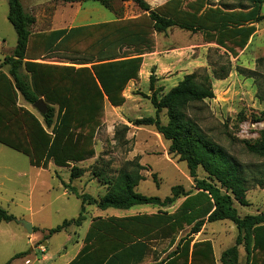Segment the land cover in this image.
<instances>
[{
    "label": "trees",
    "instance_id": "16d2710c",
    "mask_svg": "<svg viewBox=\"0 0 264 264\" xmlns=\"http://www.w3.org/2000/svg\"><path fill=\"white\" fill-rule=\"evenodd\" d=\"M55 1L67 4L94 1L113 11L112 0ZM121 1H132L143 13L133 19L85 27L88 28L85 34L81 33L85 28L33 34L31 27L36 18L25 11L21 0H8L7 18L17 33V45L0 65V144L28 156L32 166L46 168L53 162L59 167H68L95 157V135L104 122L105 103L109 101L114 107L125 103L123 91L131 80L137 78L142 63L141 57L129 58L124 56L125 53L120 54L122 48L134 47L141 56L151 49L154 33L178 27L203 33L208 43L216 44L237 58L252 40L255 25L264 20L260 12L262 0L255 1L247 10L220 7L203 10L202 0L189 3L188 7H184V0H167L155 8L145 0ZM76 43L87 44L89 52L75 49ZM61 48L92 62L96 59V63L91 69L77 70L72 66L25 62V59H41L47 51L55 52ZM4 66H9V75L2 71ZM23 68L30 73L31 82L21 74ZM226 70L222 74L215 71L214 78L225 79L231 67ZM154 80L151 75V90ZM19 94L32 105L44 98L48 112L42 115L43 121L18 104ZM148 98L155 116L139 119L134 125L155 127L169 142V154L179 156L180 161L187 164L196 191L189 192L177 185L164 199L138 193L135 188L144 180L141 171L145 168L136 160L126 164L130 165L128 170L123 169L112 178L104 170H95L107 186L106 194L99 199L64 183L66 190L81 200V212L85 205H96L102 210H130L144 205L170 207L183 199L170 213L159 211L93 219L80 252L68 264H137L147 259L157 264H179L180 261L188 264L193 236L201 232L206 220H230L239 230L235 245L222 254V264H238L240 245L245 247L247 264L264 262V213L241 216L237 209V205L250 206L247 192L252 186L264 189V165L257 167L256 177L249 178L246 173L250 170L240 166L186 113L189 105L215 98L212 77L206 70L188 74L160 97L153 93ZM164 110L168 118L166 124L160 120V113ZM248 150L264 158V131L258 142L248 145ZM132 166L134 169L131 170ZM199 168L207 177H198ZM70 172V182L84 173L75 165ZM14 219L0 207V224ZM84 220L82 213L76 219L65 220L50 229L46 239L71 225L80 226ZM187 228L190 232L180 239L177 250L160 261ZM157 240L168 242L160 252L152 247ZM204 247L210 256L213 255L210 241L194 243L191 264L195 262L198 249ZM143 254V259H138ZM28 255V252L18 253L6 264Z\"/></svg>",
    "mask_w": 264,
    "mask_h": 264
},
{
    "label": "rangeland",
    "instance_id": "374dc122",
    "mask_svg": "<svg viewBox=\"0 0 264 264\" xmlns=\"http://www.w3.org/2000/svg\"><path fill=\"white\" fill-rule=\"evenodd\" d=\"M43 1L45 0H21L26 10L35 12L39 17L42 14L47 15L43 10L38 13L37 5ZM145 1L155 8L165 0ZM196 1L184 0V7ZM202 1L203 10L211 7L247 10L254 6L257 0ZM51 4L60 5L54 0ZM110 5L119 18L133 19L142 13L132 1L112 0ZM84 9L91 23L115 19L114 14L99 2L87 1L84 3ZM8 12V0H0V64L6 56L13 53L17 45V33L7 18ZM260 12L264 16V0ZM255 26L256 32L252 40L237 58L216 44L208 43L201 32L193 33L176 27L165 34L154 33L151 49L142 55L153 53L158 59L165 58L168 64L164 72L165 78L170 77L167 74L169 68H173L176 73L170 82H164L166 85L162 91L159 89L162 86L157 76L153 74L155 80L154 88L151 90L150 77L149 81L146 77L152 71L157 72L156 67L153 66V62L147 61V64H144L142 60L137 82L126 91L128 83L123 91L125 102L126 96L130 100L134 98L137 102L114 107L106 101L104 122L95 135L96 154L93 158L72 163L68 167L57 168L53 164L48 169H42L32 166L28 156L0 144V207L15 218L0 225V264H6L21 252H28L29 255L13 260L11 264H49L50 260H43L44 255L50 259H57L58 253L73 254L80 247L87 227L98 216V209L96 205H85L84 211L81 212V200L73 193L67 192L64 183L75 187L80 193L99 199L106 194L107 186L98 176V171L104 170L109 178L116 177L121 170L130 168V165H126L128 162L136 160L145 168L141 171L144 180L135 188L138 193L164 199L171 195L172 188L177 185H182L189 192L196 191L187 164L180 161L179 156L169 154V142L163 139L155 127L134 125L139 119L155 116V109L148 96L154 93L160 97L185 75L206 70L212 77L215 98L189 105L186 113L209 138L224 147L240 166L250 170L246 173L249 178L254 176L257 167L264 165V158L248 150V145L258 142L264 131V20ZM87 29L81 33L85 34L84 31ZM75 45L78 51L88 50L87 44ZM128 49L122 48L120 54L140 57L134 47ZM68 53L71 54L72 51L69 50ZM53 62L64 63L59 59ZM228 67H231V70L225 79L214 78L215 71L222 74ZM131 95L134 97H130ZM26 107L41 118V114L33 105L26 103ZM160 120L163 124L168 122L165 110L160 113ZM73 164L84 173L80 178L70 182ZM96 169L98 171H95ZM198 177H207L202 168L198 169ZM257 189L252 186L253 191ZM256 194L252 195L251 192L247 194V198L253 202L252 206L237 205L241 216L257 214L258 210L264 212V191L260 190ZM182 200L179 199L170 207L137 206L126 214H155L159 211L170 213L178 208ZM81 213L85 220L80 226L71 225L65 231L46 239L50 229L65 220L78 218ZM22 220L33 223V233L26 231ZM224 223L226 225H223ZM228 225H232V233H228ZM210 228L227 230L222 236L227 247L234 243L238 233L236 226L230 221L214 222ZM189 230L190 228H187L182 231L177 242L185 237ZM44 242L47 244L43 245ZM155 242L156 245L152 247H155L156 251L162 250L168 243L161 240ZM66 258L68 257L64 255L63 259ZM61 263L62 260H58L57 264Z\"/></svg>",
    "mask_w": 264,
    "mask_h": 264
},
{
    "label": "crops",
    "instance_id": "0c3cea01",
    "mask_svg": "<svg viewBox=\"0 0 264 264\" xmlns=\"http://www.w3.org/2000/svg\"><path fill=\"white\" fill-rule=\"evenodd\" d=\"M51 1L52 0H45L43 2H41L39 5H37V7H39V10H38V13H41L42 10H43V13L47 14L46 16L42 14V16H37L38 14H36L35 12H32L30 10H26L25 6H24V9L27 13L35 16L36 18V22L35 24L31 27V32L33 34H36V33H51V32H56V31H62V30H65L67 32L73 30V29H76V28H85V27H88V26H93V25H97V24H103V23H109V22H113V21H116V20H119V19H128V18H132V17H128V18H119L117 15H115V13L106 8L104 6L105 9L109 10L110 12H112L115 16V19L114 20H110L108 22H102V23H99V22H96V23H91L89 22L88 20V13L85 11L84 9V3H73V4H67V3H63V2H59V1H55V2H58V4L60 5H56V4H51ZM167 0H165L164 2H166ZM164 2L160 3V5H162ZM103 6V5H102ZM34 9V8H32ZM59 9H62L63 11L60 12ZM33 11V10H32ZM47 11L49 13H47ZM98 11V10H96ZM143 13V11H142ZM142 13H139L136 17L140 16ZM134 18V17H133ZM172 28H176V27H172ZM170 28V29H172ZM178 28V27H177ZM168 29V30H170ZM167 30V31H168ZM167 31L165 32H156L155 34H165ZM62 40V39H61ZM59 40V41H61ZM50 51V50H49ZM160 53V52H158ZM144 56V57H142ZM155 56L157 55H154L153 53L151 54H145V55H141L140 57H142L143 59V63L144 64H147V61H151L153 62V66L156 67V71L157 72H153L150 74V75H153L155 74L157 76V79L159 80V83L161 84V88L160 91L164 90V86L166 85L164 82H170V80H172L173 78V75L176 73L174 71L173 68H169L168 69V75L170 77H167L165 78L164 76V72L166 70L167 67V62L164 60L165 58H156ZM136 57V56H135ZM32 58V57H31ZM82 58L86 61H83ZM129 58H133L132 56H130ZM5 59V58H4ZM60 60V61H63L64 63L60 62V63H54L53 61L55 60ZM89 58L87 57H84V56H81V55H77V54H73V53H68V51H65V50H58V51H55V52H48L47 51V54L44 55L41 59H38V60H30V59H25V62L26 61H32V62H35V63H41V64H49V65H65V66H72V67H75V69H81V68H89L91 69V66L96 63V59L93 60V62L91 60H88ZM159 60V61H158ZM170 60V59H169ZM82 61V62H81ZM3 63V62H2ZM1 63V64H2ZM0 64V65H1ZM165 64V65H164ZM8 70H9V66H4L2 68V71L4 73H6L7 75L8 74ZM171 70V71H170ZM21 74L26 76L28 78V80H30L31 82V75L29 72H27V70L25 68H23L21 70ZM150 75H148L146 77V80L149 81V77ZM186 76V75H185ZM184 76V77H185ZM183 77V78H184ZM183 78H181L174 86L170 87L171 89L173 87H175ZM137 82L136 79H133L129 82L128 84V88L126 91H128L129 89H131V86H134L135 83ZM153 88H154V84H153ZM155 92V91H154ZM126 95V94H125ZM130 97H134V95H131ZM44 102V98H41ZM132 102H137V100H135L134 98L132 100H130V98L128 96H126V102H125V106L126 105H130ZM26 102L24 100V98L19 94V99H18V104L20 106H23L25 108L26 107ZM46 103V102H45ZM109 105L110 103L107 102ZM30 104V103H28ZM32 105V104H31ZM47 105V103H46ZM123 105V106H124ZM34 106V105H33ZM48 106V105H47ZM28 109V108H27ZM108 109V108H107ZM29 110V109H28ZM31 111V110H30ZM32 112V111H31ZM34 113V112H33ZM40 113V112H39ZM41 114V113H40ZM39 118V117H38ZM41 121H43V117H42V114H41V118H39ZM53 162H50L48 164V166L46 168H42V169H48L50 167L53 166ZM55 165V164H54ZM74 165V164H73ZM57 168H61V167H58L57 165H55ZM67 184V183H66ZM258 189L253 191L252 189L249 190L247 192V194L249 192L252 193V195H255L256 193H258L260 190L264 191V189H261L259 187H257ZM68 192V191H67ZM257 195V194H256ZM256 197V196H255ZM253 199V198H252ZM249 202H250V206L253 205V202L251 199H248ZM98 216L97 218H108V217H128V216H133V215H137V214H126L127 212H129V210H117V209H114V208H108L106 210H102L100 208H98ZM101 210V211H99ZM131 210V209H130ZM259 213H264V212H260V210H258L257 214ZM256 215V214H254ZM246 216V215H245ZM222 221H230V220H222ZM216 222H220V221H216ZM232 222V221H230ZM3 223V222H2ZM1 223V224H2ZM32 223V222H30ZM214 223V222H208L206 220L205 224L203 225L202 227V230L201 232H199L197 235H194L193 236V242L191 244V255H190V261L188 264H191V256H192V248H193V245L194 243H199V242H204V241H210L211 244H212V250H213V255L210 256L209 253H208V249L207 248H200L198 249L197 251V257L195 259V262L194 264H222L221 262V257H222V254L228 250L229 248L233 247L236 243V239L239 235V230H238V233L236 235V238L234 239V243L230 246V247H227L226 245H224V242H223V239H222V236L223 234H225L227 232V230H222L221 228H210L211 224ZM0 224V225H1ZM91 224V223H90ZM90 224L89 226L87 227V230H86V233L90 227ZM33 225V223H32ZM223 225H226V223H224ZM229 226V232L228 233H232V225H228ZM190 232V230H189ZM188 232V234H189ZM86 233L83 235V239L81 241V244H80V247L75 251V253L73 254H70V253H63V254H59V257H57V259H50V257H48L47 255H44V259L43 260H50V263L49 264H57L58 263V260H62V263L61 264H68L70 263L76 256L77 254L80 252L82 246H83V240H84V237L86 235ZM187 234V235H188ZM186 235V236H187ZM185 236V237H186ZM201 236V237H200ZM49 239V238H48ZM182 239V238H181ZM180 241V240H179ZM178 242L175 243V245L167 252V253H164L162 258L160 259V261L164 260L167 258V256L174 252L175 250H177V247H178ZM47 242H44L43 245H46ZM153 250H156L155 247H153ZM161 250H159L160 252ZM238 251H239V262L238 264H242L243 260H244V264H247V254H246V251H245V247L244 245H240L238 247ZM67 252V251H66ZM70 254V255H69ZM67 256L68 258L66 259H63V256ZM143 255H140L138 259H143ZM177 258V256L175 257ZM64 260V261H63ZM159 261V262H160ZM158 262H154L152 261L151 259H147V260H141L139 261L137 264H157ZM183 262L180 261L179 264H182ZM193 264V263H192ZM259 264H264V262L260 261Z\"/></svg>",
    "mask_w": 264,
    "mask_h": 264
},
{
    "label": "water",
    "instance_id": "95a60500",
    "mask_svg": "<svg viewBox=\"0 0 264 264\" xmlns=\"http://www.w3.org/2000/svg\"><path fill=\"white\" fill-rule=\"evenodd\" d=\"M34 107L42 114H46L48 112V106L46 105V103L42 100L39 99L35 104ZM21 223L24 225L26 231L28 233H33V225L32 223L28 222V221H24L22 220Z\"/></svg>",
    "mask_w": 264,
    "mask_h": 264
}]
</instances>
